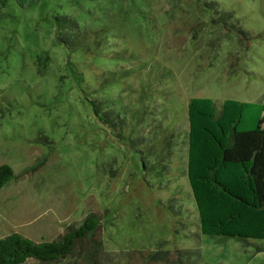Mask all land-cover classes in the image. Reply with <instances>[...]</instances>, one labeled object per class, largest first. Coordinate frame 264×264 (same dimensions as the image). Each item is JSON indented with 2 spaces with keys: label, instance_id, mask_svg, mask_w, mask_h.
<instances>
[{
  "label": "rangeland",
  "instance_id": "1",
  "mask_svg": "<svg viewBox=\"0 0 264 264\" xmlns=\"http://www.w3.org/2000/svg\"><path fill=\"white\" fill-rule=\"evenodd\" d=\"M33 1L0 0V166L15 171L0 239L56 241L97 216L94 262L85 241L27 264H264V240L202 233L186 156L192 98L264 100V0ZM58 16L88 50L60 43Z\"/></svg>",
  "mask_w": 264,
  "mask_h": 264
},
{
  "label": "trees",
  "instance_id": "2",
  "mask_svg": "<svg viewBox=\"0 0 264 264\" xmlns=\"http://www.w3.org/2000/svg\"><path fill=\"white\" fill-rule=\"evenodd\" d=\"M9 1L1 0L4 6ZM15 1L22 7L34 2ZM219 16L223 24L232 18L225 12ZM56 25L58 39L68 50H88L87 33L81 31L75 19L58 16ZM237 32L246 34L242 28ZM88 101L96 109V102ZM100 119L109 128H118L112 116ZM188 121L187 174L202 233L235 238L245 247L264 240V100L258 104L227 99L218 108L210 98H192ZM144 164L146 167L147 162ZM14 178L11 166H0V190ZM99 224V217L89 216L79 228L56 241L36 242L13 232L0 239V264L64 260L74 254L78 243L85 241L91 245L88 259L92 263L101 246L95 236ZM178 253L185 263L193 257L184 251ZM161 254L157 252L153 260Z\"/></svg>",
  "mask_w": 264,
  "mask_h": 264
}]
</instances>
